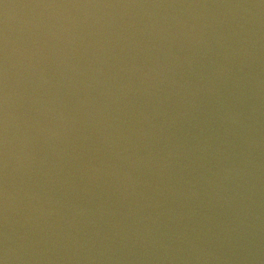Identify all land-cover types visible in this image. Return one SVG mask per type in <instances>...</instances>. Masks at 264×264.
<instances>
[{
	"label": "water",
	"instance_id": "water-1",
	"mask_svg": "<svg viewBox=\"0 0 264 264\" xmlns=\"http://www.w3.org/2000/svg\"><path fill=\"white\" fill-rule=\"evenodd\" d=\"M0 264H264V0H0Z\"/></svg>",
	"mask_w": 264,
	"mask_h": 264
}]
</instances>
